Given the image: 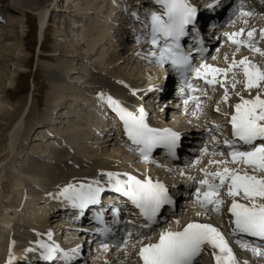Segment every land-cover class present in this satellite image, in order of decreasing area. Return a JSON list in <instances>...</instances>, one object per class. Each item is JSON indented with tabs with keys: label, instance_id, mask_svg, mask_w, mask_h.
Masks as SVG:
<instances>
[{
	"label": "snow or ice",
	"instance_id": "obj_1",
	"mask_svg": "<svg viewBox=\"0 0 264 264\" xmlns=\"http://www.w3.org/2000/svg\"><path fill=\"white\" fill-rule=\"evenodd\" d=\"M159 6V11H152L149 14L150 34L148 42L151 45L147 56L154 58L158 65L170 63V65L180 72L183 77L182 87L179 94L185 96V88L189 90L184 104L189 100L196 102L197 109L200 108V98L191 95L192 92H200L207 96V91L203 88L194 86L188 78L190 73L197 79L204 80L209 87L218 85L223 89L221 100L228 103L229 86L232 92L238 97V102L230 105L231 113H222L231 126V138L225 137L223 147L227 148L229 159H209L208 166H214L215 170H209L208 166L200 168L199 171L203 178L187 175V180L194 185L191 196L194 203L204 209L203 215L211 212L220 213L225 201L221 196L230 198L227 212L230 214L229 227L230 234L237 237L236 243L240 247L248 248L253 255L264 256V247L253 246L242 239L247 235L264 241V68L252 63L248 57L239 60L235 58V53L229 62V57L225 54L224 60L226 67H216L204 63L201 57L199 67L192 64V56L185 52L181 45V38L191 32L196 33L195 17L197 9L189 3V0H155ZM217 0H212L208 8L216 6ZM134 16L136 13H132ZM244 16L249 13L241 10ZM137 19H139L137 17ZM149 24H145L148 28ZM255 29L247 32V40L237 39L242 35L244 29L239 32L225 33L228 40L236 45V51L241 46H247L250 51L258 52L264 56L255 42L252 40ZM261 38H264V29L260 30ZM140 37H137V43ZM203 52L204 49H197ZM139 55V53H137ZM216 59L215 56L212 57ZM230 74V75H229ZM242 76V79H238ZM242 85L243 91H237V85ZM155 86H150L149 91L154 90ZM253 91L255 94H253ZM244 93H247V97ZM135 95V90H133ZM101 101H106L108 106L116 113L123 124L124 135L135 146L141 158L145 161L149 159L152 149L162 146L167 150V154L175 157L176 149L179 145L181 134L170 128L150 127L145 121V110L143 107L138 109V115L123 107L121 103L110 95L103 92L97 94ZM216 111H220V102H217ZM195 116L196 113L193 112ZM223 125L213 123L211 128L205 131L210 134L213 142L211 155L223 156L219 151L217 134L222 131ZM130 150H132L130 148ZM201 155L209 151L207 142L199 149ZM201 159L197 157L191 164L185 167H194ZM234 167H229V165ZM251 169V173L248 171ZM106 180L102 183L99 179L88 182H69L59 187L55 194L57 199L62 198L73 208L80 211L89 205L100 202V194L107 190L119 193L127 199L131 205L138 210V217L142 221L139 225L140 230L133 233L126 228L125 236L118 245L119 249L128 255L129 247L135 252L136 264H195V259L205 250L211 249L215 264H241L236 257L229 240L221 229L212 223L200 222L190 219L181 224L179 218H174L169 222L164 216L165 209L171 211L175 206V201L169 191V187L160 180H153L150 176L138 178L130 173H119L113 171L101 172ZM178 175L185 176L184 169L178 170ZM175 187V185H173ZM49 195H53L49 193ZM113 211L117 210L113 208ZM201 211H196L195 216H201ZM174 216V213H173ZM97 221L103 223L101 216L97 214ZM135 222L126 220V225ZM164 223L167 227H161L155 231L154 226ZM175 227H172V224ZM107 227L97 229V231H109ZM51 240L52 232L47 233ZM40 257L45 260L54 258L60 259L63 264H71L72 260L80 254L81 245L65 250L55 243H46L37 240ZM102 248L107 250L109 245L103 243ZM27 249L26 251H33ZM11 259V256H10ZM247 264V262H244Z\"/></svg>",
	"mask_w": 264,
	"mask_h": 264
},
{
	"label": "rangeland",
	"instance_id": "obj_2",
	"mask_svg": "<svg viewBox=\"0 0 264 264\" xmlns=\"http://www.w3.org/2000/svg\"><path fill=\"white\" fill-rule=\"evenodd\" d=\"M108 1L112 2L113 6L108 8L109 11H107L106 14L95 15L94 7L89 10L90 12L88 14V17L92 18V21H94L96 25H94L93 27H91L90 25H87L85 27L86 33L84 34L82 33L84 35V39L82 40L83 41L82 43L85 45L87 44V40L89 39L88 37L96 36L95 32H98L97 28L99 25L105 26L104 28L105 32L104 33L102 32V36H100L99 42L95 45V49H96L95 53L103 52L107 54L108 57L106 61L108 62L104 61L106 62L104 64L106 66L108 64L113 65L110 63H114L112 62L111 58L114 59L115 57H112L111 53L113 51V44H114L113 35L118 30V26L113 23L112 18H113V14H115L117 11L118 12L120 11V7L122 4L120 0H108ZM19 2L21 3L23 7V9H21L20 11L21 13L16 12V14L14 15L11 14V17L17 20V22H19L18 23L19 25L18 27H16V30L14 29L13 31L12 28H9V27L7 28V25L2 27L3 32L7 33L8 31V34L13 33L15 37L13 36V38L8 39V41L5 43L6 45L4 44V46L0 47L1 48L0 49V159L1 157L3 158L6 155L5 153L7 152L6 151L8 147V144H7L8 137L7 136L10 134L9 128H10L11 123L13 122L15 117H17L24 110L25 106L29 104V107L26 110L28 111L27 112L28 114L22 119V126L24 127H22L23 128L22 133L15 147L17 146L19 141H26V144H25L26 146L24 150H21V151L17 150V148L14 147L11 153L13 154V157L11 159L9 158L7 159L8 163L5 162V166H3V168L0 167L1 169L0 170V195L2 194L0 196V202L2 201L4 202V200L5 202L6 200L8 201L12 200L15 196V192L18 189L23 190L25 202L23 201V203L20 206H18V208L17 207L16 208L7 207L5 210H12L11 214L14 217H16L14 218V222L16 221L19 224L21 223V220L18 221L20 217L25 216L26 213L35 214L37 212L35 215H40V218L43 217L41 221L42 223L41 227L43 228V227H46V223H47L46 219H47L48 211L41 210L42 208L41 209L39 208V203L42 202L43 200L42 198H45L49 195V193H52L53 188L57 184L56 181L62 178L61 176H64V175H61V173L67 166L66 164H63L62 166H58L49 160L50 157L53 156V154H56V153L57 155H59L60 153L63 154L62 152L63 145L61 142L57 143L58 144L56 146L57 148H52V146H50L44 149L42 153L32 151L33 146L42 147L44 145L42 144L41 141L34 140L33 136L35 133L33 134V130H32L33 126L36 127L38 126L39 121L50 118L48 116H43L42 114L44 110L42 104L45 100V96L47 98V95L49 93L53 95V91L52 92L49 91V88L46 89L47 88L46 86L50 84H53V85L58 84L61 87L62 90L60 91L59 94L57 93L54 96L56 97L54 99H55L56 104L59 102L58 104L62 105V107H63V104L64 106H67L66 107L67 109L62 110L61 112L62 115L68 116L69 113L72 112L71 111L72 107L76 108L78 105H81L83 103L91 104L94 107V109L98 112L97 120L94 122L93 125L89 124L88 127H85L84 123H80V124L78 123V125H80L79 127H81L82 130L86 131V135L83 138L84 148L86 150L85 155L83 156L84 163L86 162L87 164H91L92 162L94 163V162L101 161V160H111V161L117 162L118 164L125 163V165L127 164L131 168L144 171V167L141 164H137L136 160L132 157V155L128 151L127 152L124 151L122 147H116L117 148L116 149L114 147L115 145L114 141L110 140V137L106 136L104 133L101 136L99 135V133L103 129H105L106 126L109 124L108 113L106 112V108L104 107V105L99 103L98 100L96 99L97 98L96 92L92 91L93 87L96 85L101 88L113 85L115 89H119L121 91L124 88H126V85H133L131 81L132 78H135L136 81L141 80V76H144L141 72V70H143L144 68V65L139 55L131 54L126 59L125 62L116 64L117 68H115L116 69V71H114L115 73L108 70L106 66H104L101 63L95 64V61L92 60L93 58L91 59L92 61L89 59L87 63H85L84 61L79 64L78 74L68 71V69H65L67 67L60 69L61 70L60 71L59 68L63 67L62 66L63 62L60 59L62 55L60 54H62L63 49L65 47L68 48V45H69L66 34L71 35L72 32L68 31L67 29L68 31L67 33L65 29H63V22L66 19L64 16L65 14L61 13L60 14L61 16H58L57 13H53V16H51L53 17V22L49 25L46 31L48 36L45 34L46 39L44 41V48H46L48 51L44 52V54L51 53L53 52L54 49H57L56 52H58L57 53L58 55L56 53L54 54V56L56 57V60L50 61V62H54V63L56 62L55 63L56 65L55 64L54 65L56 67L57 66L59 67V68L58 67L56 68L54 66L56 69H58V71L56 72H58L59 74L60 72L66 73L68 77L72 78V80L76 82H68L66 80L64 81L60 79L61 74L60 75L55 74V72L53 73L52 70H48L52 68L49 66L50 64H48L49 63L48 61L45 62L46 60L44 61L37 57V55L40 52L38 51L37 47H35V43L37 40L35 31H34V25H36L35 15H42L44 12H46L49 9V7L53 6V3L55 2V0H19ZM57 4L61 5L60 7H62L63 6L62 0H58ZM113 7L115 10L114 13H113ZM62 10H66V6L62 8ZM25 14H27V18ZM70 20L72 19L70 18ZM259 23H260V20H255L252 26L256 28L258 27ZM79 34H81V32L78 33V35ZM253 34L256 35L257 31H254ZM86 35H88L87 38H86ZM24 36L26 37L24 38ZM14 38H15V41H14ZM255 39L256 38H254V40ZM78 45L80 47V44ZM256 47H258L260 50L264 52L263 47L257 46V45ZM80 50H83V49L80 48ZM257 53L258 52L254 54L250 50L242 49L238 52L236 59L238 60L239 58H242V57H248V59L251 62L259 63L263 59L259 55H257ZM214 55H215V52L212 54V57ZM212 57L208 62H213V63L218 62V59L213 60ZM27 60H29L28 63H26ZM217 65H220L221 67H226V65L224 64H217ZM48 66L50 68H48ZM104 68H106L107 70ZM32 76H34L33 81H32ZM158 78H159V72L156 77H153V81L154 82L157 81ZM241 78L243 77L241 76ZM222 91L223 90H220V92ZM5 92H9V94L12 95V98H11L12 100L10 98L9 99L4 98ZM229 95L231 96L232 99L234 98V100L235 98L236 99L238 98L235 96V94L232 91L229 92ZM72 96L74 98H77L75 99L77 100V102L79 103L83 102V103L81 104L75 103L73 106H70L71 99H73ZM67 99L69 101H67ZM146 104L148 106H151L149 102ZM158 111L161 112L159 108H158ZM62 124L57 123L56 124L57 128L62 129L63 128ZM103 138H105V140ZM95 140H97L98 142ZM113 149H116V152L114 153V157H111V155H109V152H112ZM97 150H100V151L97 152ZM101 151H104V152H101ZM95 153H98V155ZM40 154H42V156L44 154L47 157L45 161L48 164V168H47L48 172L44 175L39 176L40 180L38 178L37 180H33L32 178H30L28 173H23V169H25V167L28 168L27 162H28L29 157L34 158V160H36ZM73 158L75 160H78L75 157H72L71 159L73 160ZM75 160L73 162H75ZM76 163H78V161H76ZM33 167L36 168V165H33ZM55 167H57L58 169ZM6 169H8V171ZM10 171L13 175L10 174ZM28 171L32 174V176L36 172V170L33 171L31 168L30 169L28 168ZM22 173L23 175H25L27 179L26 180L22 179V181H16L18 177L17 178L15 177L18 174L21 175ZM21 182L22 184H20ZM8 186H10V188L13 190L11 191V189ZM4 192H6L7 194ZM8 197L10 199H8ZM13 210H14V213H13ZM40 213H42V216ZM13 230L14 229L10 230L11 232H9L8 234L9 237L8 236L6 237V239H8L9 241L7 242V245L4 247V249H2V253H1L2 255L5 254L6 252H9L13 242L15 244L16 243L25 244L24 241L27 238L17 239V238L12 237ZM247 251L248 250L244 249V252H247ZM256 259H257V255H255V260ZM256 263L260 264V262L258 261H256Z\"/></svg>",
	"mask_w": 264,
	"mask_h": 264
},
{
	"label": "bare ground",
	"instance_id": "obj_3",
	"mask_svg": "<svg viewBox=\"0 0 264 264\" xmlns=\"http://www.w3.org/2000/svg\"><path fill=\"white\" fill-rule=\"evenodd\" d=\"M57 1L58 0H55V2L53 3V7H55V10H58V12H56L57 13V15L58 16H61L60 14L61 13H64L63 15L65 16V20H64V22H63V29H65V31L68 33V31H71L72 32V34L70 35V34H66V36H67V41H68V43H69V45H68V48L67 47H65L64 49H63V53L62 54H60V55H62L61 56V60H62V62H63V67H61V68H59L58 66V68H59V70L60 69H62V68H65V67H67V68H65V69H68V71H71L72 73H76V74H78V66H79V64L81 63V62H84L85 61V63H87L88 61H89V59L91 60L92 58V60H94L95 61V64H98V63H101V64H105L106 62H108V61H106V59H107V54H105V53H95V45L99 42V40H100V36H102V32L104 33L105 32V26L104 25H99L98 26V32H95L96 33V36H92V37H88V35H86V38L88 37L89 39L87 40V44H83L82 42V40L84 39V33H86V26L87 25H90L91 27H93L94 25H96V23L94 22V21H92V18H89L88 17V14H89V10L90 9H92L93 7L95 8L94 10H95V15H98V14H106V12L107 11H109L108 10V8L109 7H112L113 6V4H112V2H109L108 0H67V2H66V10H62V8H64L65 6L63 5L62 7H60L61 5H59V4H57ZM143 3H146V1H143ZM82 4V5H81ZM141 5V4H140ZM142 6V5H141ZM21 9H23V7H22V5H21V3L19 2V0H0V16L2 17H4V26H6L7 25V28L9 27V28H12L13 29V31H14V29L16 30V27H18V23L19 22H17V20H15V19H12V20H10L6 15H5V12H9V14H16V12L17 13H21L20 11H21ZM116 9V8H115ZM47 12V11H46ZM115 12V10H114V7H113V13ZM48 14V13H47ZM68 15V16H67ZM47 16V15H46ZM84 16H86V18H88V20L84 23V19H83V17ZM63 17V16H62ZM70 18L72 19V20H70ZM59 19V18H58ZM254 19H256V20H260V23H259V25L258 26H260V27H258V29L260 30L261 29V27H263L264 28V14H259L258 16H254V18H251L250 16H248V17H246L245 18V24H249V25H253V23L252 22H254L253 20ZM60 20V19H59ZM71 21V24L73 23L74 24V27H73V29H71V30H69L68 28H69V26H68V24H69V22ZM60 22V21H59ZM44 24V23H43ZM236 25H240V24H236ZM249 25H247V26H249ZM43 27H45V25L43 26ZM67 29H68V31H67ZM94 29V28H93ZM240 29H243V28H240L239 27V31H240ZM255 29V28H254ZM250 30V29H249ZM249 30H247V28L245 29L244 28V32H243V34L242 35H240V36H238L237 37V39H241V40H247L248 39V37H247V32L249 31ZM12 31V32H13ZM207 31V30H206ZM10 32V31H9ZM81 32V34H79L78 35V33H80ZM88 32V31H87ZM234 32H238V31H228V32H226V33H234ZM16 33V32H15ZM83 33V34H82ZM99 33H100V35H99ZM223 33L224 32H220V34L219 35H217V41H215V43L213 42L212 43V47H213V49H215V47H218V46H220V45H222V41H223V37H222V35H223ZM44 34H46L47 36H48V34L46 33V31H45V33ZM2 35L3 36H0V47L1 46H4V44L8 41V39H10V38H13V36L15 37V35L13 34V33H10V34H8V31H7V33L6 32H3V30H2ZM65 36V35H64ZM78 36H79V38H78ZM91 36V35H90ZM243 36V37H242ZM26 36H24V38H25ZM41 37H42V31H41ZM46 39V38H45ZM79 39V40H78ZM14 41H15V38H14ZM24 41H25V39H24ZM79 42V43H78ZM255 42V45H257V46H261V47H263L264 48V42H261V41H259V40H256V41H254ZM78 44H80V47H79V45ZM6 45V44H5ZM83 48H82V47ZM224 46V45H223ZM6 47V46H5ZM42 47L44 48V41L42 42ZM225 47L227 48V49H225V48H223V49H221V50H219L218 52H219V54L218 55H216V58L218 59V61H220V63H225V60H224V57H225V54H227L228 55V57L230 58V60H229V62L231 61V59H232V55H233V53H236L237 51H236V47L237 46H235V45H233L232 43H230V41L228 40V37H226L225 38ZM80 48L81 49H83V50H80ZM244 48H248L247 46H245ZM1 49V48H0ZM240 49H241V47H240ZM56 50L57 49H54L53 50V52H51V53H46V54H41V55H39L38 57L39 58H42V57H46V58H48V59H50V60H53V61H55L56 60V57L54 56V54L56 53H58V52H56ZM117 50H118V47H116V45L115 44H113V51H112V53H111V55H112V57H115L114 59L113 58H111L112 59V62H114V63H110V64H113V65H104V66H106V68L108 69V70H110L111 72H114V71H116V69L115 68H117L116 67V64H118V63H123V62H125L126 61V59L131 55V54H133L134 55V53H136V52H131V53H129V51L126 53V52H123V55L121 56V55H119L118 54V52H117ZM62 51V50H61ZM262 51V50H261ZM263 52V51H262ZM254 54H256V52H253ZM58 55V54H57ZM257 55H259L263 60L262 61H260L259 63H256V62H252V63H254V64H256L258 67H261V68H264V56H261L260 55V53H257ZM58 57V56H57ZM60 57V56H59ZM110 57V56H109ZM240 59V58H239ZM238 59V60H239ZM91 60V61H92ZM113 60H115V61H113ZM221 60H222V62H221ZM45 61V60H44ZM104 61H106V62H104ZM29 62V60H27L26 61V63H28ZM45 62H47V61H45ZM49 63L48 64H50L49 66L50 67H54L56 64V62L54 63V62H50V61H48ZM144 62H145V64H152V60L151 59H144ZM52 63V64H51ZM55 64V65H54ZM93 64H94V62H93ZM53 65V66H52ZM102 65V66H103ZM48 66V68H50ZM56 67V66H55ZM56 67V68H57ZM137 67H138V65H137ZM106 68H104V69H106ZM119 68H120V66H119ZM122 68V67H121ZM140 68V67H139ZM106 69V70H107ZM48 70H51V69H48ZM57 71V70H56ZM61 71V70H60ZM54 73V72H53ZM61 74H63L62 72H60ZM115 73V72H114ZM55 74H58V72L56 73L55 72ZM157 74H158V71L155 69V72L152 74L153 75V77H156L157 76ZM119 75V74H118ZM122 75V74H121ZM77 76V75H76ZM59 78V77H58ZM142 78H144V76H141V79ZM160 78V77H159ZM159 78L157 79V81L156 82H158V83H160V80H159ZM238 79H242L241 78V76H238L237 77ZM60 79H62V80H64L62 77H60ZM129 80V79H128ZM65 81V80H64ZM131 81H132V83H133V85H129V87H130V89H136V87L134 86V84H136V79L135 78H132L131 79ZM138 81H140V80H138ZM167 81V80H166ZM69 82V81H68ZM77 82H78V80H77ZM151 82L153 83V81L151 80ZM168 83H169V81H168ZM75 85V84H74ZM110 85V84H109ZM49 86V87H48ZM48 86H46L47 88L46 89H48L49 88V91H53V95H51L50 93L47 95V98H46V96H45V100H44V102H43V106H44V110H43V112H42V114H43V116H48V117H50V113H51V110L53 109V108H55V107H61L60 108V116H59V119L61 120L60 121V124H62L63 123V120H65L66 118H70L69 120H67V123H65V127H63L62 129V132H61V134L64 136V138H65V147L66 148H68V153L66 152V153H64V154H59V156H58V160H61V164H66L67 166H66V168L63 170V172L61 173V175H64V176H61L62 178H60L59 180H57L56 182H57V184H56V186L53 188V191H52V194L53 195H48L47 197H45V198H42L43 200L42 201H45L46 203H47V205H49V204H51L52 202L54 203L55 202V200L56 201H59V200H61V198L60 199H57L56 197H55V194L58 192V190H59V187H61V186H63V185H65V184H67V183H69V182H72V183H78V182H81V183H84V182H88V181H91V180H93V179H99V180H101V182H104L105 180H106V177H102L101 175H100V173L101 172H106V171H113V172H119V173H125V172H127V173H130V174H132V173H136L135 171H133V169L130 167V166H128L127 164L125 165V163H120V164H118L117 162H114V161H111V160H101V161H97V162H92L91 164H87L86 162L84 163V155H85V152H86V150H85V148H84V143H83V136H85L86 135V131H84V130H82L81 129V127H79L80 125H78V123L80 124V122H79V119L75 116L74 117V115H72V113H69V115L67 116V115H62V110H64V109H67L66 107L67 106H64V104H63V107H62V105H60V104H56V102H55V99L54 98H56V97H54L57 93L59 94L60 93V91L62 90L61 89V87L58 85V84H55V85H53V84H50V85H48ZM64 87V86H63ZM237 91H243V89H242V85H240V84H238L237 85V89H236ZM92 91H94V92H103V93H105V94H108V93H118L119 94V92L117 91V89H115V87H113V86H107V87H104V88H101V87H99V86H94L93 87V89H92ZM230 91H232L231 90V88H229V92ZM71 92H72V90H71ZM218 94V93H217ZM245 94V96H247V93H244ZM253 94H255L254 93V91H253ZM127 96H128V94H127ZM73 97V96H72ZM4 98H6V99H11L12 98V95H10L9 94V92H5V96H4ZM222 98V97H221ZM221 98L218 100V101H216V98H213L212 100H211V103H212V105L214 106H212L211 107V109H209V110H206L205 112L206 113H201V112H196V115L194 116L193 115V118L191 119V115L189 114L188 116H185V117H183V119L181 120V123H179V129L180 130H182V131H184V133H186V135H188V137H187V139H185L186 140V142H187V145L184 147V149L185 148H187V147H190L191 145H193V141H198L199 140V138H197V135L198 134H201V133H204V131L202 130H200V131H196V129L197 128H199L200 126H203V128L204 129H206V128H208V125L210 124L209 122H208V119L206 120V117L207 116H213V118H216V122H218V123H220L221 122V117L222 118H224V116L222 115V113H224V112H227V111H232V108L230 107V105H232V104H234V103H236V102H238V98L236 99L235 98V100H234V98L232 99L231 98V96L229 95V100H228V103H224L222 100H221ZM68 99H70V98H68ZM67 99V101H69ZM75 99H77V98H74L73 97V99H71V102H70V106H73L75 103H78V104H81V103H83V102H81V103H79V102H77V100H75ZM161 100H164V102H168V100H169V98H167V97H165V96H162L161 98H160ZM12 100V99H11ZM57 100V99H56ZM127 100V103H128V99H126ZM2 101V100H1ZM217 102H220V111L219 112H217L216 111V105H217ZM101 103L103 104L104 103V101H101ZM3 104V103H2ZM81 105H85V107H87L89 104H87V103H83V104H81ZM104 105V104H103ZM134 107V106H133ZM161 107V106H160ZM158 108V107H157ZM69 109V108H68ZM74 110H75V108H71V111H73L74 112ZM70 111V112H71ZM158 111V110H157ZM148 112H150V109H148ZM168 112H169V115H170V113L171 112H173V113H175V112H177V110H176V108H173V107H171V108H169L168 109ZM48 113V114H47ZM71 114V115H70ZM91 115V114H90ZM158 115H160V113H159V111H158ZM207 115V116H206ZM71 116V117H70ZM89 116V114H88V112H86L85 113V117H88ZM16 118V117H15ZM219 118V119H218ZM23 119V118H22ZM22 119H20L18 122H17V124H15V127L13 128V130L10 132V134L7 136L8 137V139H7V144H8V147H7V149H6V155L2 158L1 157V159H0V167L1 168H3V166H5V162L6 163H8V158L10 157V154L12 153V150L14 149V147H15V145H16V143H17V141H18V139L20 138V135H21V133H22V127H24V126H22ZM48 120H49V118L48 119H46V120H41V121H39L38 122V126H36V127H34L33 126V128H32V130H33V134L34 133H36L37 132V130L38 129H42V128H44V127H46V125L47 124H51V123H49L48 122ZM190 120H193V125L191 126V125H189V121ZM188 123V124H187ZM12 124V123H11ZM100 124H102V123H100ZM104 124V123H103ZM191 124V123H190ZM11 126V125H10ZM102 129V128H101ZM48 135H51V137L52 136H54V137H56L55 135H53V134H47V135H45V136H43V137H46V136H48ZM101 135V134H100ZM106 136H108V134L106 133L105 134ZM53 137V138H54ZM102 138V137H101ZM194 138V139H193ZM98 139V138H97ZM100 139V138H99ZM104 140H105V138H103ZM103 139H101V140H103ZM35 141H42V140H40V139H34ZM46 140V139H45ZM48 140V139H47ZM50 140V139H49ZM55 140V139H54ZM107 140H109V139H107ZM111 140V139H110ZM94 141V140H93ZM95 141H97V140H95ZM25 142V141H24ZM98 142V141H97ZM109 142V141H108ZM191 142V143H190ZM58 143V141L57 140H55L54 142H50L49 144L50 145H52V148H57L56 146L58 145L57 144ZM101 143H103V142H101ZM105 143V142H104ZM49 144H47V147H48V145ZM93 144H95V143H93ZM92 144V145H93ZM97 144V143H96ZM108 144V143H107ZM191 144V145H190ZM99 145V144H98ZM101 145H103V144H101ZM117 145H120V143L119 144H117ZM117 145L115 144L114 145V147L116 148L117 147ZM109 146V145H108ZM24 147V146H23ZM94 147V146H93ZM119 147V146H118ZM124 147V146H123ZM109 148V147H108ZM93 149V148H92ZM97 149V148H96ZM110 149V148H109ZM117 149V148H116ZM116 149H113L112 150V152H109V155H111V157H114V153L116 152ZM120 149V148H119ZM32 151L33 152H40V153H42L43 151H44V149L43 150H39V148H37V147H35V146H33L32 147ZM96 151V150H95ZM98 151H100V150H97V152ZM119 151V150H118ZM124 151H126V149L124 150ZM58 152V151H57ZM60 152V151H59ZM101 152H104V151H101ZM127 152V151H126ZM123 153H125V152H123ZM95 154H97L98 155V153H95ZM91 155H93V154H91ZM118 155V154H117ZM63 156V157H62ZM96 156V155H95ZM198 156H202L201 155V153H200V151L199 150H197L196 151V158L198 157ZM72 157H75L76 159H78V160H75L74 158H73V160L71 159ZM90 157V156H89ZM97 157V156H96ZM216 159V158H215ZM75 160V162H73ZM134 160V159H133ZM201 160V159H200ZM76 161H78V163H76ZM80 161V162H79ZM87 161V160H86ZM179 164L181 165V166H183V158H180L179 159ZM140 163H142L141 161H137V164H140ZM178 164V165H179ZM187 164H185L184 165V167H183V169L185 170L187 167H185ZM39 166H44L43 164H40L39 163ZM62 166V165H61ZM138 166V165H137ZM234 165H229V167H233ZM28 167V166H27ZM65 167V166H64ZM205 167V166H204ZM8 168V167H7ZM29 168V167H28ZM28 168H26L25 167V169H23V173H28L29 174V176H30V178H32L33 180H37V178L39 179V176H41V175H44V174H46L47 173V171H46V169H44V171H42V170H40V169H37L36 170V172L35 173H37V174H33V176H32V174L28 171ZM55 168H57V167H55ZM203 168V167H202ZM209 168V167H208ZM58 169V168H57ZM199 169L200 168H198V167H196V168H190V169H186L185 171L187 172L186 173V176L188 175V174H191V175H193V176H196V174L197 173H199L200 171H199ZM1 170V169H0ZM7 171H8V169H6ZM12 170V169H11ZM150 170H152V168H150ZM209 170H210V168H209ZM251 170V169H250ZM4 171H5V169H4ZM3 171V172H4ZM13 171V170H12ZM65 171V172H64ZM56 172V171H55ZM58 172V171H57ZM249 172H251V171H249ZM5 173V172H4ZM22 173V174H23ZM158 173V172H157ZM10 174H12L11 173V171H10ZM13 175V174H12ZM17 175V174H16ZM15 175V176H16ZM4 176V175H3ZM14 177V176H13ZM18 177V179H16V181H22V177L20 176V174H18L15 178H17ZM29 179V178H28ZM40 180V179H39ZM12 181V180H11ZM8 182H10V181H8ZM17 183V182H16ZM191 184H192V182H190ZM20 184H22V182L20 183ZM8 185V184H7ZM11 186V185H10ZM10 186H8L9 188H10ZM14 186V185H13ZM25 186V185H24ZM8 188V189H9ZM11 189V188H10ZM9 189V190H10ZM24 189V188H23ZM13 189H11V191H12ZM7 192V191H6ZM6 192H4V193H6ZM10 193V192H9ZM8 193V194H9ZM7 194V193H6ZM2 195V194H1ZM0 195V196H1ZM7 197V196H6ZM11 197V196H10ZM2 198H4V197H2ZM24 192H23V190H17L16 192H15V196H14V198L12 199V201H11V205L12 206H14L13 204H17V205H21L22 204V201L24 200ZM6 199V198H5ZM8 199H10L9 197H8ZM5 201V200H4ZM8 200H6V202H7ZM190 203H188L187 204V206L185 207V208H179L178 209V211H177V213H176V217L177 218H179L180 219V221H181V224H183V223H185V222H187L188 220H190V219H196V220H198V221H200V222H203V221H206L207 223H210V221L209 220H204V218H203V215H201V216H199V217H196L195 216V214H193L194 212H196V211H205L204 209H201L200 207H199V205L198 204H195L194 203V198L193 197H191L190 198ZM25 202V201H24ZM3 203V201L2 202H0V205ZM6 209V208H5ZM41 209V208H40ZM16 211H17V209H16ZM45 211V210H44ZM43 212V211H42ZM226 212H227V209H226ZM13 213H14V210H13ZM37 213V212H36ZM35 213V214H36ZM228 213V212H227ZM35 214H30V213H26L25 214V216H22V217H20L19 219H18V221H20L21 220V223L20 224H24V225H26L28 228H29V230H30V232L28 231V234L29 235H33L34 234V232H35V230H39L40 228H41V226H42V223H41V221H42V219H43V217L42 218H40V215H35ZM39 214V213H38ZM41 214V216H42V213H40ZM221 213H213V212H211V210H210V207H209V209H208V215H206L207 217H211V218H213V219H215V220H217L219 223H220V225L221 226H223V225H225V226H223L224 228L226 227V229H223L221 226H217V227H219L220 229H221V231L223 232V230H224V234H226L225 236L227 237V239H229V228H228V220H227V218H226V221H227V225L225 224V220L223 221V220H220L219 219V216H222V215H220ZM15 215V214H14ZM0 217H1V224H0V264H3L2 262H4V261H6L7 259H5V257H7L8 258V260H10V256H11V259L12 260H15L18 256H23V254H22V252H18V251H16V249H20V248H23V246L22 245H24L23 243H16V244H14V245H11V249L9 250V252H6L5 254H1L2 253V249H4V247L7 245V242L9 241L8 239H6V232H10V231H8V224L10 225V224H12V223H14V218H16V217H14L13 215H6L5 214V212H3L1 209H0ZM45 219V218H44ZM224 219V218H223ZM214 220V221H215ZM216 222V221H215ZM174 224V223H173ZM63 226L64 225H60L59 227V229H62L63 228ZM168 225H166V224H162L161 226H159L160 228L161 227H167ZM216 226V225H215ZM157 228L156 229V231H159V229L160 228ZM175 227V226H174ZM9 236V235H8ZM30 240L31 239H25V241H24V243L25 244H29L30 243ZM230 244V243H229ZM230 247L232 248V250H233V252L235 253V255H236V257L238 258V260L240 261V258L238 257V255H237V250L232 246V245H230ZM122 254V256L123 257H125L127 260L129 259V257L131 258V255L133 256V254H134V251L132 250L131 251V249H129L128 250V255H127V257L125 256V254H124V252H122L121 253ZM253 254V253H252ZM89 260H88V257H84L83 259H81V260H78L77 262H75V263H73V264H88L89 262H88ZM241 262V261H240ZM258 262H260V264H264V256H261L260 255V258H259V261ZM241 264H242V262H241Z\"/></svg>",
	"mask_w": 264,
	"mask_h": 264
}]
</instances>
